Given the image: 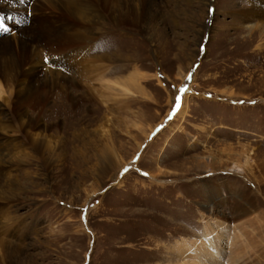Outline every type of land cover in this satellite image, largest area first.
Masks as SVG:
<instances>
[{
  "label": "rangeland",
  "instance_id": "374dc122",
  "mask_svg": "<svg viewBox=\"0 0 264 264\" xmlns=\"http://www.w3.org/2000/svg\"><path fill=\"white\" fill-rule=\"evenodd\" d=\"M6 1L20 28L0 54L25 84L0 88V264H264V21L246 1L111 0L99 21L76 0L32 25ZM29 91L38 136L13 111Z\"/></svg>",
  "mask_w": 264,
  "mask_h": 264
},
{
  "label": "bare ground",
  "instance_id": "6f19581e",
  "mask_svg": "<svg viewBox=\"0 0 264 264\" xmlns=\"http://www.w3.org/2000/svg\"><path fill=\"white\" fill-rule=\"evenodd\" d=\"M11 1L13 3L16 2V6H15L13 11H18V12L30 11L32 13L33 17H32V19H29L32 22L31 25L36 20L41 19L42 18L41 13L43 11H46V10L53 9L55 11H58L57 13H61L60 11H62V12L63 11L73 12L75 7L74 6L67 7V6L69 5V1L76 2V0H32L31 4L26 5V4H23L24 2H21V0H11ZM97 1L99 3L96 4L94 2L93 5H92V3H90V5H88V8L91 9V16L93 18H95L96 20L101 21L102 19H104L103 18V15H104L103 11L105 10V7L109 5L108 1L111 2V0H97ZM244 1H246V3L248 4L250 9L245 10L244 12L239 13L238 15L242 19H245V20L247 19L246 21H250V20L253 21L254 19L257 22L264 21V0H244ZM63 4H64V6H63ZM77 4H79V2ZM94 6H96V8H93ZM63 7L67 8V9L64 10ZM128 11L127 12L120 11L119 15H117L118 19H119V17H121V21H123L125 15L128 13ZM2 12L4 13L3 9H1L0 13H2ZM136 16H137V12L135 13V11H134V17L137 19ZM137 20H139V19H137ZM7 25H9V27H11V28L14 27L15 29L20 28V25H16V24H14V22L12 25H10V23H7ZM27 34L28 33H25L23 31H18V35L20 38H24V36ZM30 35L33 38L38 37V35L35 32L30 33ZM14 38H15L14 36L12 38H6V39H3L2 37H0V46L4 45L3 47L8 50L9 47L12 46V44L14 42ZM48 49L55 51V49H57V48H55V43H52ZM4 56H5L4 53L0 54V88L4 87L5 89L12 90L15 87H22L25 84V83H23V81H25V80L22 79L24 76V71L20 67H18V65L11 64ZM49 56H51V54ZM52 56H51V58H52ZM42 58L50 59L49 57H42ZM42 58H41V55H39L36 57V61H38L39 63L44 61ZM1 60L5 61L7 64ZM45 69L49 70V68H47V67ZM28 78H29V76H28ZM59 88H61L62 90H65V91H63V93H66L69 96V94H68L69 89H70L69 83L63 82ZM12 103H13L14 108H15L13 111L15 112V115L18 117V119L20 121L19 126L17 128L20 131H22L25 128H28L27 132H29L32 135L38 136L39 133L44 128L39 127L40 126L39 120H35L34 118H32L30 111L36 112L37 115L40 114L44 103H46L45 96L41 97L37 94L36 91H32V92L29 91L24 95H21V96L17 95V97L15 98V102H12ZM5 112L6 111H4V110H0V115L5 114ZM14 126H12V127H14ZM8 128H9V126H5L2 129H0V142L7 139L6 135L4 134V131H6ZM248 161H250V159H248ZM251 161H252V159H251ZM236 165H238V164H236ZM249 166H251V164H248L247 167H249ZM0 167L4 168V164H2V162H0ZM236 167L240 169V165L236 166ZM236 167H234V171H235ZM6 174H8V172H5V170L0 171V176L5 177ZM3 179L4 178H2L0 181H3ZM1 252H3L2 249L0 250V258H2L1 261L9 262L8 258L11 254L9 252V250L7 251L6 255H4V258L2 257L3 255L1 254ZM9 264H11V263H9Z\"/></svg>",
  "mask_w": 264,
  "mask_h": 264
},
{
  "label": "snow or ice",
  "instance_id": "6c2138e0",
  "mask_svg": "<svg viewBox=\"0 0 264 264\" xmlns=\"http://www.w3.org/2000/svg\"><path fill=\"white\" fill-rule=\"evenodd\" d=\"M21 2H23V0H21ZM214 10L213 9H209V14H213ZM30 15V13H29ZM13 18L12 17H3L0 16V32H10L11 28L7 26V21H11ZM189 80H191V74L189 75ZM181 91L186 92L187 89H182ZM181 107V98L178 96L176 98L175 101V109H174V113L175 111H178ZM173 113V114H174Z\"/></svg>",
  "mask_w": 264,
  "mask_h": 264
}]
</instances>
